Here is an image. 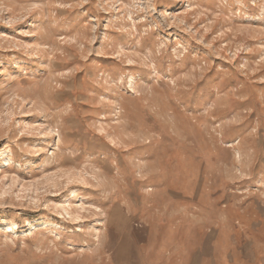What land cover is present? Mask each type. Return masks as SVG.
I'll use <instances>...</instances> for the list:
<instances>
[{
  "label": "rangeland",
  "instance_id": "obj_1",
  "mask_svg": "<svg viewBox=\"0 0 264 264\" xmlns=\"http://www.w3.org/2000/svg\"><path fill=\"white\" fill-rule=\"evenodd\" d=\"M0 264H264V0H0Z\"/></svg>",
  "mask_w": 264,
  "mask_h": 264
},
{
  "label": "bare ground",
  "instance_id": "obj_2",
  "mask_svg": "<svg viewBox=\"0 0 264 264\" xmlns=\"http://www.w3.org/2000/svg\"><path fill=\"white\" fill-rule=\"evenodd\" d=\"M69 214V213H68ZM70 215V214H69Z\"/></svg>",
  "mask_w": 264,
  "mask_h": 264
}]
</instances>
